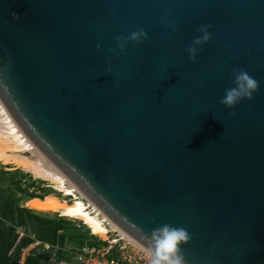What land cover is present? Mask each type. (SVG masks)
Here are the masks:
<instances>
[{
  "label": "water",
  "instance_id": "water-1",
  "mask_svg": "<svg viewBox=\"0 0 264 264\" xmlns=\"http://www.w3.org/2000/svg\"><path fill=\"white\" fill-rule=\"evenodd\" d=\"M241 68L259 90L228 109ZM0 99L145 247L169 224L184 264H264V0H0Z\"/></svg>",
  "mask_w": 264,
  "mask_h": 264
},
{
  "label": "bare ground",
  "instance_id": "bare-ground-1",
  "mask_svg": "<svg viewBox=\"0 0 264 264\" xmlns=\"http://www.w3.org/2000/svg\"><path fill=\"white\" fill-rule=\"evenodd\" d=\"M0 161L5 164L19 165L36 177L49 180L53 190L62 193L59 196L52 192L43 198L26 200L28 208L40 212L59 213L69 219H80L87 225L91 234L103 239L111 238V233L117 231L119 238L133 239L141 244L98 208L86 193L40 150L16 122L1 99ZM112 240L118 239L112 238Z\"/></svg>",
  "mask_w": 264,
  "mask_h": 264
},
{
  "label": "rangeland",
  "instance_id": "rangeland-1",
  "mask_svg": "<svg viewBox=\"0 0 264 264\" xmlns=\"http://www.w3.org/2000/svg\"><path fill=\"white\" fill-rule=\"evenodd\" d=\"M26 154L31 155L30 153ZM0 169L8 171V173L3 174L4 179H0V188H7L11 186L12 188H10V192H12L15 197V203L20 207L28 208L25 203L26 200H31L33 198H43L52 192H55L59 196L62 194L57 190H53L49 180L36 177L32 172L23 169V167L19 165L5 164L0 161ZM31 211H33V213L43 215L49 219L59 221V224L57 225L58 236L56 238L55 249L52 252L51 258L47 264H66L62 261L69 259L68 247L71 245V241H74L76 238L79 240L80 238L86 237L91 241H100L102 243L111 241L112 238H119V233L117 231L112 232V237L109 239H103L99 236L93 235L89 232L87 225H85L80 219H69L68 217L61 216L59 213L55 212H40L33 209H31ZM16 218L18 226L15 232L18 239L23 234L31 235L34 238L35 231L38 227L36 220L29 216H26V218L23 219L22 212L20 210H16ZM62 236H64L63 241L61 239ZM49 247L46 246V243L35 238V241L28 248H26L25 253H28L33 248L49 249ZM58 250L62 251L60 258H58L57 255ZM72 263L77 264V261L74 259L72 260Z\"/></svg>",
  "mask_w": 264,
  "mask_h": 264
},
{
  "label": "clouds",
  "instance_id": "clouds-1",
  "mask_svg": "<svg viewBox=\"0 0 264 264\" xmlns=\"http://www.w3.org/2000/svg\"><path fill=\"white\" fill-rule=\"evenodd\" d=\"M13 17L19 19L15 13H13ZM210 27L211 25H201L199 31L202 35L196 37L193 40V45L186 49L189 59L193 62L196 59V45L206 44L211 39ZM141 37H143V40L148 38L147 32L142 28L131 32L128 37H116L117 45L123 51L125 44L122 41L131 40L136 43H143ZM100 47L101 45L97 43V50ZM233 76L235 86L226 89L220 103L226 108L234 110L241 101H252L254 99V94L259 90V82L243 68L234 70ZM230 114L235 115V111ZM143 236L147 244L146 264H184L185 257L181 245L187 244L191 240V235L186 229L164 224L153 229L150 236L146 234Z\"/></svg>",
  "mask_w": 264,
  "mask_h": 264
},
{
  "label": "trees",
  "instance_id": "trees-1",
  "mask_svg": "<svg viewBox=\"0 0 264 264\" xmlns=\"http://www.w3.org/2000/svg\"><path fill=\"white\" fill-rule=\"evenodd\" d=\"M6 173L8 171L0 169L1 180L4 179L3 174ZM10 188L12 187L0 188V264H47L55 249L59 221L49 219L38 213H33L31 208L17 205L14 195L10 192ZM16 210L22 212L23 219L29 216L34 218L38 223L34 238L31 235L23 234L18 239L15 232L18 226ZM35 238L48 244L50 246L49 249L33 248L28 253H25L26 248L35 241ZM61 239L63 241L64 236ZM86 243L91 246H99L107 242H94L86 237L80 238L79 240L76 238L74 241H71V245L76 247ZM61 254L62 251L58 250V258H60Z\"/></svg>",
  "mask_w": 264,
  "mask_h": 264
},
{
  "label": "built area",
  "instance_id": "built-area-1",
  "mask_svg": "<svg viewBox=\"0 0 264 264\" xmlns=\"http://www.w3.org/2000/svg\"><path fill=\"white\" fill-rule=\"evenodd\" d=\"M49 247L48 244H46ZM147 247L136 243L133 239L118 238L103 245L82 246L69 245V259L62 261L66 264H146Z\"/></svg>",
  "mask_w": 264,
  "mask_h": 264
}]
</instances>
